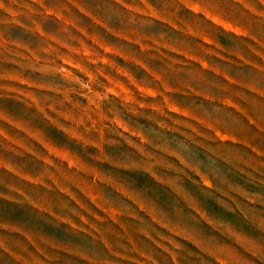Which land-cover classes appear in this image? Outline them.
I'll use <instances>...</instances> for the list:
<instances>
[{
    "label": "rangeland",
    "instance_id": "374dc122",
    "mask_svg": "<svg viewBox=\"0 0 264 264\" xmlns=\"http://www.w3.org/2000/svg\"><path fill=\"white\" fill-rule=\"evenodd\" d=\"M0 264H264V0H0Z\"/></svg>",
    "mask_w": 264,
    "mask_h": 264
}]
</instances>
